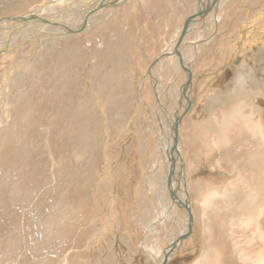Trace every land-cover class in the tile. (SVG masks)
I'll list each match as a JSON object with an SVG mask.
<instances>
[{
    "label": "rangeland",
    "instance_id": "rangeland-1",
    "mask_svg": "<svg viewBox=\"0 0 264 264\" xmlns=\"http://www.w3.org/2000/svg\"><path fill=\"white\" fill-rule=\"evenodd\" d=\"M49 1L0 0V21L31 14ZM65 1L63 11L59 7L42 18L74 28L86 19L85 9L68 10L100 0ZM210 1L124 0L121 7L102 8L89 29H79L82 33L61 40L48 34L41 43L36 41L42 32L58 31L40 24L17 31L0 27V49L10 33L15 36L11 52L0 54V264H62L66 256L68 264H156L176 243L166 264L239 263L236 255L233 260L224 256L226 244L217 241L210 220L216 212L223 214L221 203L212 202L214 193L230 197L245 190L239 171L246 166L241 151L234 153L235 139L229 135L220 151L208 127L224 105L221 99L231 103L243 95L264 107V0H224L228 4L216 16L214 44L195 53L190 63L182 57L177 68L187 67L175 88L189 210L184 203L167 219L168 196L176 206L183 196L172 195L169 178L161 177L159 184L154 176L160 138L150 118L159 114L167 92L154 76L145 81L155 60L185 28L189 32L199 23L205 31L202 18ZM202 39L193 33L181 45L195 46ZM170 68L165 71L171 76ZM164 103L165 113L173 116L174 102L171 107ZM187 131L194 138L191 147ZM231 161L238 169L233 176ZM240 202L244 209L253 208L252 202ZM239 209L229 218L235 234L228 233L235 254L250 255L254 250L245 243L251 236L238 229L248 218L241 219L246 212ZM178 221L181 232L188 230L184 238ZM260 224L264 232V217Z\"/></svg>",
    "mask_w": 264,
    "mask_h": 264
},
{
    "label": "bare ground",
    "instance_id": "bare-ground-1",
    "mask_svg": "<svg viewBox=\"0 0 264 264\" xmlns=\"http://www.w3.org/2000/svg\"><path fill=\"white\" fill-rule=\"evenodd\" d=\"M123 1L124 0H103L101 2V0H100V1H97V2L93 1V3H87V4H84L82 2L77 3V5H75L76 6L75 8L72 7V9L68 10V13H71L73 11L76 12V10L77 11L78 10H83V8H84L85 10H83V12L86 13V19L84 21H82L78 26H76L74 28L69 26V25L68 26L67 25L66 26L62 25L59 22L60 20L58 21V19H56V18L53 19V17H50L49 19L42 18L43 14L51 13L52 11L57 10V8H59V7H60V10L63 11L62 9L68 3V2L65 3L66 1L63 2V0H51V1L47 2L46 4H44L43 6L38 7L31 14L22 16V17H28L27 20H25L23 18L22 21H19V20H16L15 18H11V19H6V20H3V21H0V27L4 26L6 24V25L11 26L10 28L12 30L15 29V28H17V30H18V28L26 30L25 27L29 26V25H30V27H32L31 25L40 24L44 28L48 27L49 25L53 26L58 32H51L52 33L51 34L49 31L45 30L44 32H46V33L42 32V35H40L41 37L38 38L39 39L38 41H36V42H40L41 43L42 40L44 39V37L45 38L48 37V34H49V37L50 36H52V37L59 36V38H60V37L65 36V35L66 36L67 35H71V34H73V32H77V31H78V33H82V32L79 31V29H83L84 27L88 28L89 26L91 27V25L94 23L93 22L95 20L94 18L98 14H100V12L103 11L102 8L106 9V11L107 10H112V7H113V9L121 7ZM220 1L221 0H211L210 3H208L209 4V8L207 9L206 14H204L203 18H202V20L206 18L205 19L206 20V29H205V31L203 32V30L201 29L202 24H199V23L196 24V26H195L196 28L195 29H193V30L191 29L190 30V28H189V30H187L189 32L184 31L186 29L185 28L183 30V33H180V35H178L175 38V40L177 42L175 40L174 41L176 43L172 42V46H170L168 48V51H166V54L163 55V56L161 54L160 55L161 56L160 59L159 60H155V62L153 63V65L151 67V70H150L151 75H152L150 77L151 79L147 78V80L145 81L146 84H147L150 80L154 79V77H155V79H157L160 82H162L163 85H165V87H166V92H167L166 95L168 97V98L167 97H163L164 102L168 101L170 107H171L170 103L172 101L174 102L172 107H171V110H170V111L175 110L173 116L171 115V113H167L169 110L167 111L165 109L164 105H166V103H164L163 100H162L161 102H163V103L160 104L161 107H160L159 114L157 115L155 112H153V115L151 114L152 116L150 118L151 119L150 120V122H151L150 123V127L153 129L152 132H154L156 134V136H158V139L160 138L158 140V147H159L158 149H160V151L158 152V156L161 155V158L159 157V159H157L158 162L154 166V171H156L154 173V176L158 177L156 182H159V184H160L161 179H162L161 177L164 178L166 176L167 178H169L170 185H171V182H173L172 186H173L174 190H173V192L171 191L172 195H173L174 192H176V193H178V195L180 197L183 196V199L181 200V202H178L179 203L178 206H176V203H174L175 199L173 200L172 197L170 198L168 196V201L170 200V207H168V208H170V209H169V211H164L167 214V217H166L167 219L170 216L173 217L172 215H174V213L176 212V209L178 207H180L182 209V206L186 204V205H188L187 208L189 210V205H190L189 204V197H188L189 195L187 194L188 190H186L187 189V185L185 183V173H184V171L187 170V169H186V165L184 163V160H182L183 159L182 155L180 153L181 152V147H180V145H181V136H180V132H179V123H180L181 116L179 114V109H178L179 108L178 106H179V103H180V99L177 101L176 88H175V82L181 76H183V75H185L187 73V67H185L184 71L182 69H177V68L180 67L179 63L181 62L182 57H183V59L184 58L186 59L185 64L187 62L190 63V62L193 61L192 58L195 56V53L199 52L202 49L208 48L209 46L214 44L213 40H214V37L217 34L216 33V28L219 25L218 24L219 21L216 20V16L218 14V11L220 9H223L224 4L225 3L228 4V1H226V2L224 0H222L221 2ZM76 2H77V0H76ZM83 2H86V1H83ZM69 7H71V6H69ZM31 15H34L35 17H30L29 18V16H31ZM75 15L73 17H75ZM80 16H81V14H80ZM103 16H105V15H103ZM26 28H28V27H26ZM35 28L33 27V29L36 30V31H42V30H40L38 28L37 29H35ZM195 30H196V32H195ZM213 31H215V32H213ZM209 32H212V33L210 34ZM193 33L196 34L197 38H199V39L203 38L202 41H200L195 46L189 45V46H186V47H182L183 39L185 37L190 38ZM33 34H34V32H33ZM13 36H14L13 32L9 34L7 43L5 44V46H3V48L0 49V54H3L5 52H7V53L11 52V46H8V45L10 44L9 42L11 41ZM52 37L50 39H52ZM53 39H55V38H53ZM13 40H15V39H13ZM59 40H61V38ZM11 43H12V41H11ZM13 48H14V46H13ZM15 49H16V47H15ZM158 64H159V66H157ZM167 66L171 67L169 69V72L171 73V76L169 74L167 75V70L165 71V67H167ZM176 69H177V71H176ZM148 72H149V70H148ZM9 73L11 74V72H9ZM6 75H7V72H6ZM8 77H6L7 79H4L5 80L4 82H6L8 79H10ZM170 77H172V78H170ZM245 78H247V77L244 76L243 79H245ZM245 81H246V79H245ZM254 81H255L254 83L257 84V82H258L257 81V77H256V79ZM162 95H163V93L160 96H162ZM249 98H247V97H245L243 95L242 96H238L236 98L234 97L235 100L233 102H231V103L229 102V101H232L231 99H226V101L224 103H223V101L225 99L224 100L221 99L220 102H222V104H224V105H223L222 109L220 108V111H218V112L215 111L216 113H218V114H216L217 116L215 117L216 125H213V124H215V123H213L212 125H210V127H208V129H209V131H210V133L212 134V137H213V141L212 142H213V144L214 143L216 144V147H217L216 149H218V150H220V148H222V147H223V149L226 147V145H227V143L229 141L228 138H227L229 135H231L233 137L232 139H235V141L237 142L238 146L235 149L234 153H237V152L241 151V153H240L241 154L240 162L245 163V166H246V167H243L242 169H240V171H239L240 176H241V180H242V187H243V189H245V190H242L241 192L240 191L238 192L240 195L233 194V195H230V197H229V195L226 192H224L223 195H220L219 193H214L213 194L212 202L214 203L215 201H219L221 203L220 212L223 213V214H222V216L220 215V217H219L217 212L214 213L215 216H214L213 219L210 218L211 219L210 222H213L214 226H213L212 230H214V232L216 233L215 234L216 235L215 238H217V241H219L220 244H226L225 248H224V245H223V248H224V251H225L224 252V256L225 257H228V258L232 259L233 256L236 255L238 257V261L240 260L238 264H264V232L260 229L261 217H264V135H263L264 131L262 132L261 127H260V122L264 121V109H263L264 107L260 108L259 103L253 102L252 98L251 97H249ZM1 101H2V97H1ZM256 107L260 108V113H258V111L256 110ZM214 110H215V108H214ZM165 111H167V112L165 113ZM157 116H158V118H157ZM7 118L5 116L4 117L5 120H3V122H7ZM156 118H157L158 121L156 120ZM165 122H167V123L165 124ZM2 126L4 127V125H2ZM5 128H7V127H5ZM169 130H170V132H169ZM167 134H168V138L166 137ZM186 137L188 139L187 140L188 144L191 147V144H192L191 137L192 136H191L190 132H188ZM193 139L194 138L192 137V140ZM230 145H233V144L230 143ZM167 152H168V155H167ZM226 152H227V157L229 159V156L231 155V154H229L230 151L227 150ZM218 166L224 168V165L222 163L221 164L218 163L216 167H218ZM228 167L229 168L231 167L230 174H232V176H233V174L235 172L237 173L238 169L236 168V164H233L232 161L229 163ZM183 168H184V171L182 170ZM154 176L152 175V177H154ZM236 181H238V180H236ZM237 183L239 184V182H237ZM158 190H160V189H158ZM156 192H158V191H156ZM202 194H203V192H202ZM227 195H228L229 198L226 197ZM234 197L240 198V200L237 199V201H235ZM166 198H167V196H166ZM202 198L200 200H202ZM160 200L161 199H159L158 201L161 204ZM242 200H245L246 202H248V204H250V202H252L253 203L252 204L253 208H250V205H249V206H247L244 209L245 206H244L243 203H242V205H243L242 207L239 206L238 203L240 201H242ZM163 203H164V201H163ZM237 207H239L240 209H244V211L246 212V214H242V216L240 215L241 216L240 218L244 219V216H246L248 218V220H247L248 223L241 222V225H239L238 229L243 230V233L246 232L247 234H249L251 236V238L249 240V243L248 244L245 243L246 247H251L254 250V251H252V253L250 255L245 254L246 251L241 252V253H240V251L239 252L236 251V254H235V251H234V248H233V245L235 244V241L234 240L232 241V238L230 237L231 235H230V233H228L231 230L232 226H233V225L231 226V222L229 220L230 215L233 213L232 211H234V209L237 208ZM244 211H242V213H244ZM186 214H187V212L185 213V216L183 214V216H181V217H185L186 218ZM246 217H245V219H246ZM157 221L158 220H156V222ZM173 221H175V220H172V222ZM179 222L180 221H178L176 223V227L179 230L178 232L183 234L182 235L183 237H181V238H184L186 236V231H188V230H186L184 228L183 232H181L182 231L181 230L182 227L179 225ZM233 229H235V228H233ZM231 231H232L231 233H233V230H231ZM212 234H214V233L212 232ZM233 234H235V233H233ZM207 236L208 235H206V237ZM209 236H210V240L213 241L214 238H212L213 236H211L210 233H209ZM177 245H178V243L175 244L173 249H172V247L171 248L169 247L164 252V254L162 256H160L156 260L157 261L156 264H166V261H167V256L166 255L169 253V251H171V249H172V251L175 250L177 248ZM257 245H259V246H257ZM247 252H249V250ZM231 254H232V256L229 257V255H231ZM67 258H68V256H66V258L63 260L64 262L62 264H68ZM203 260L204 259H202L200 263H202ZM230 263H232V262H230Z\"/></svg>",
    "mask_w": 264,
    "mask_h": 264
},
{
    "label": "water",
    "instance_id": "water-1",
    "mask_svg": "<svg viewBox=\"0 0 264 264\" xmlns=\"http://www.w3.org/2000/svg\"><path fill=\"white\" fill-rule=\"evenodd\" d=\"M30 17H35L34 15H31V16H29V18ZM25 19V20H27L28 19V17H18V18H15L16 20H19V21H22V19ZM161 57V56H160ZM160 57H158L156 60H159L160 59ZM141 90V89H140ZM140 90H138V94H139V92H140ZM138 99H139V101H140V97H139V95H138ZM186 207H188V205H186Z\"/></svg>",
    "mask_w": 264,
    "mask_h": 264
},
{
    "label": "flooded vegetation",
    "instance_id": "flooded-vegetation-1",
    "mask_svg": "<svg viewBox=\"0 0 264 264\" xmlns=\"http://www.w3.org/2000/svg\"><path fill=\"white\" fill-rule=\"evenodd\" d=\"M239 64H240V63H239ZM239 64H238V65H239ZM262 64H263V63L257 64V65L260 66V65H262Z\"/></svg>",
    "mask_w": 264,
    "mask_h": 264
}]
</instances>
